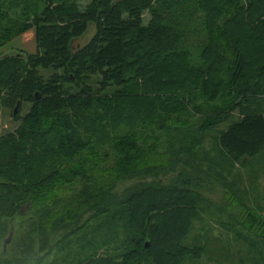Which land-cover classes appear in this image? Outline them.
Segmentation results:
<instances>
[{
    "label": "trees",
    "instance_id": "obj_1",
    "mask_svg": "<svg viewBox=\"0 0 264 264\" xmlns=\"http://www.w3.org/2000/svg\"><path fill=\"white\" fill-rule=\"evenodd\" d=\"M70 1L0 5V110L19 120L29 106L0 137V243L25 218L30 230L14 264L35 256L41 264L54 247L75 257L69 264L197 258L200 249L183 242L201 183L211 181L192 176L195 153L186 144L160 151V134L188 126L184 133L198 141L237 113L217 137L223 154L239 164L264 153V0H94L82 12ZM168 4L187 7L185 23L163 19ZM196 19L206 35L196 63L186 50L165 54ZM90 26L91 40L75 47ZM31 29L35 55L2 53ZM216 98L221 107L196 128L176 121L195 101Z\"/></svg>",
    "mask_w": 264,
    "mask_h": 264
},
{
    "label": "rangeland",
    "instance_id": "obj_2",
    "mask_svg": "<svg viewBox=\"0 0 264 264\" xmlns=\"http://www.w3.org/2000/svg\"><path fill=\"white\" fill-rule=\"evenodd\" d=\"M93 1L71 0L69 4L82 12ZM6 2L8 0H0V5L7 4ZM186 8L183 4L176 7L168 4L162 12L163 19L169 23H180L183 21L180 19V13L183 14V10ZM19 12L20 10L16 13ZM16 13L11 12L14 17L17 15ZM184 20L186 19L184 18ZM150 21V13L144 11L142 24L147 26ZM191 25L193 26L192 33L188 30L186 38H182L177 48L173 43L171 45L167 42L169 49L165 54L186 50L190 54V59H186V61L191 60L196 63L206 35L200 19H196L194 24L190 22L188 26L191 27ZM197 30H200L199 35L196 33ZM94 34L95 28L90 26L86 35L74 46H85ZM36 51L34 29H31L7 44L2 53L22 52L35 55ZM40 74L44 78L50 75L49 72ZM194 94L197 97L200 95V93ZM218 99L212 100L213 103L207 102V99H205L206 101L202 99L195 101L193 107L189 106L185 111H181L180 115H183L184 118L176 121L188 122L189 124L185 125L187 126L191 125L188 120L190 119L193 127L196 128L205 121V116L208 113L214 108L221 107L220 103L224 102V99ZM256 104L257 102L251 103L252 109H259L260 106ZM28 109L29 106L23 104L18 114L19 120H15L11 117V111L2 108L0 110V137L13 133ZM128 110L125 109L126 114L130 111ZM139 116L141 115L139 114ZM238 120H240V116L235 113L229 121L206 128L204 136L198 141L188 136L186 132V134L184 133L188 126L183 129L180 127L166 129L160 134L161 141L158 146L160 151L164 148L168 150L170 147H180L181 143L186 144L191 148L192 154L195 153V160L192 162L197 171L193 172L192 176L194 178L204 177L206 181L207 179L211 181L204 184L202 181L201 183L203 191L196 204L198 217L183 242L186 247L199 248L201 252L197 258L190 257L180 264H264V153L256 159L233 164L217 145V137L220 133L225 131L229 124ZM29 226V221L25 218H16L13 221L14 236L11 244L6 247L5 253H3V241L0 243L1 264H5V262L14 264L17 259H20L22 245L30 230ZM54 244L52 242L50 247H54ZM51 251L49 256L43 258L41 264H69L71 260L75 261V257H67V254L62 252L57 253L55 247ZM102 253L106 254L104 251H100L99 254L102 255ZM36 258L35 256L24 264H36ZM134 261L136 262V260Z\"/></svg>",
    "mask_w": 264,
    "mask_h": 264
},
{
    "label": "water",
    "instance_id": "obj_3",
    "mask_svg": "<svg viewBox=\"0 0 264 264\" xmlns=\"http://www.w3.org/2000/svg\"><path fill=\"white\" fill-rule=\"evenodd\" d=\"M16 114H17V107L14 109V115H16ZM12 238H13V230L10 231V233H9V235H8V237H7V239L4 240V242H3V251H4V252H5V250H6V247H7L8 245L11 244V242H12ZM145 248H146V249L149 248V243H146Z\"/></svg>",
    "mask_w": 264,
    "mask_h": 264
}]
</instances>
